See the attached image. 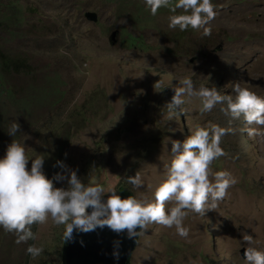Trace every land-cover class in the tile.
<instances>
[{"label":"rangeland","instance_id":"rangeland-1","mask_svg":"<svg viewBox=\"0 0 264 264\" xmlns=\"http://www.w3.org/2000/svg\"><path fill=\"white\" fill-rule=\"evenodd\" d=\"M176 2L169 0L153 16L145 0H0V48L30 56L43 74L46 65L49 72H60L66 82L61 112L80 107L88 122L73 141L66 166L85 184L98 182L105 192L126 187L137 199L152 200L169 162L171 140L183 141L189 128L208 122L236 128L235 135L221 138L228 155L210 165L212 174L227 170L237 181L219 207L204 217L185 210L186 239L175 226L150 224L139 236L131 264H246L242 234L252 235L253 246L264 252V134L249 137L239 131L245 126L243 117L229 125L220 105L202 112L199 97L185 96L183 113L166 105L183 77L192 78L197 88L203 83L229 95H234L232 85L241 82L264 97V0H211L216 17L208 25L210 36L191 27L170 29L169 9ZM87 12L96 13L99 21H89ZM117 29L121 38L112 45L110 36ZM141 35L151 50L126 45L131 36ZM8 77L21 87V77ZM94 92L98 97L90 107L86 103ZM102 99L108 107L97 109ZM10 107L0 101V112ZM253 127L264 133V126ZM119 129L126 130L120 137ZM37 132L22 131L19 143L26 155L40 144ZM151 146L148 155L138 157L139 147ZM137 171L144 182L139 189L127 182ZM54 187L66 188L67 182L55 181ZM65 230L51 217L38 224L32 245L43 252L34 259L26 253L31 244L16 243L8 232L15 243L0 264L25 259L27 264H62Z\"/></svg>","mask_w":264,"mask_h":264},{"label":"clouds","instance_id":"clouds-1","mask_svg":"<svg viewBox=\"0 0 264 264\" xmlns=\"http://www.w3.org/2000/svg\"><path fill=\"white\" fill-rule=\"evenodd\" d=\"M151 14L155 16L158 9L169 6V0H145ZM181 9L180 13L177 10ZM168 17L170 29L179 28L186 31L201 30L204 36L211 35L208 26L216 17L211 0H177ZM119 30V29H117ZM234 95L221 94L214 86L203 83L197 88L190 77L179 79L174 88L175 94L166 107L183 113V99L199 97L202 112H211L217 105L228 123L243 117L244 127L239 129L249 137L261 135L258 127L264 126V97L258 96L241 82L232 85ZM20 125L14 121L8 130L15 136ZM190 135L183 141L171 140L169 162L164 164L162 178L157 181L153 199H137L135 196L121 198L115 189L105 192L98 182L85 184L77 171L68 168L63 162L57 164L62 169L52 179L43 173L44 158H29L23 145L13 139L7 146L6 155L0 159V226L14 234L16 243H27L34 240L31 230L33 224H44L49 217L56 225H65L64 240L73 238L74 229L88 233L107 226L120 234L127 231L129 239L139 237L150 224L175 226L181 238L189 236V229L183 225L188 211L204 217L208 211L216 210L227 196L228 189L236 184V179L227 170L210 172V165L219 158L227 156L221 145V138L226 134L235 135L234 127H221L208 122L189 128ZM212 175V179L209 177ZM54 181L67 182V187H54ZM127 182L139 189L144 185L141 173L127 177ZM151 187V186H149ZM108 198L103 199L105 194ZM166 204L169 206L166 210ZM91 208V212L87 211ZM139 229V231H137ZM244 259L246 264H264V252L254 247L252 235L242 234ZM120 242L116 241L118 248ZM43 252L42 248L29 245L26 253L33 259ZM113 255L118 259V251Z\"/></svg>","mask_w":264,"mask_h":264},{"label":"trees","instance_id":"trees-1","mask_svg":"<svg viewBox=\"0 0 264 264\" xmlns=\"http://www.w3.org/2000/svg\"><path fill=\"white\" fill-rule=\"evenodd\" d=\"M1 24L2 21H0V26ZM131 38L136 44L129 45V48L138 45L142 50L152 49L147 47L142 37L131 36ZM31 61L30 56L17 54L15 51L6 52L0 48V101L5 100L11 106L9 110L5 109L0 112V159L6 155L7 146L12 143L13 139L18 143L21 141L24 129L36 130V133L39 131L40 144L26 155L30 159L27 167L30 170L31 159L43 157V173L47 178L52 179L56 173L62 171L57 164L58 161L65 165L69 163L67 156L69 149L79 133L86 130L88 122L80 107L67 114L61 112L62 102L66 95L64 90L66 82L62 79L60 72H49L46 65V73L43 74L44 69L38 63H31ZM8 76L21 77L23 79L21 87L14 85ZM96 95L97 93L94 92L86 104L91 107L92 100L98 97ZM104 107L108 105L105 99H102L97 109ZM14 121L20 125V129L13 137L9 135L8 130ZM42 122H45V125L40 127L39 124ZM117 132L120 137L126 130L119 129ZM152 149V146L139 147L137 155L139 158L145 157ZM37 225L30 226L34 234ZM7 234L8 232L0 226L1 263L10 257L8 250L15 243V240L8 238ZM28 242L32 245L34 240L30 239ZM18 264H27V261L26 259L21 260Z\"/></svg>","mask_w":264,"mask_h":264},{"label":"water","instance_id":"water-1","mask_svg":"<svg viewBox=\"0 0 264 264\" xmlns=\"http://www.w3.org/2000/svg\"><path fill=\"white\" fill-rule=\"evenodd\" d=\"M85 17L94 23L99 21L98 15L94 12H87ZM119 30H114L110 36L112 45L118 43ZM222 45L217 47L221 49ZM117 194L123 199L134 194L126 187H120ZM105 194L103 199H107ZM87 211L91 212V208ZM139 231V229H137ZM139 237L129 239L127 231L117 234L107 226L103 229L97 228L95 231L82 233L74 229L73 238L65 241L63 245L62 264H131L134 251L137 248ZM119 241L117 248L115 242ZM118 251L117 259L113 253ZM244 249L241 251L243 256Z\"/></svg>","mask_w":264,"mask_h":264},{"label":"flooded vegetation","instance_id":"flooded-vegetation-1","mask_svg":"<svg viewBox=\"0 0 264 264\" xmlns=\"http://www.w3.org/2000/svg\"><path fill=\"white\" fill-rule=\"evenodd\" d=\"M177 1V0H176ZM119 36H120V38H121V32H120V30H119ZM141 37L144 39V36L143 35H141ZM120 43L122 44L123 43V40L121 39L120 40ZM133 44H136V42H134L133 40H131L130 41V43L129 44H126V45H133ZM139 48V46L138 45H136V47H134V48H132V49H138ZM222 49V48H221ZM221 49H218V50H221Z\"/></svg>","mask_w":264,"mask_h":264}]
</instances>
